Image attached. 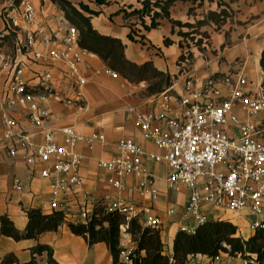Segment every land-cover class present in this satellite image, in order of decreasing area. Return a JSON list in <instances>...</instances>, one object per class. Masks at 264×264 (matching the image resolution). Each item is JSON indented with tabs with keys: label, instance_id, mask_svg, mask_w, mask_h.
Returning a JSON list of instances; mask_svg holds the SVG:
<instances>
[{
	"label": "crops",
	"instance_id": "obj_1",
	"mask_svg": "<svg viewBox=\"0 0 264 264\" xmlns=\"http://www.w3.org/2000/svg\"><path fill=\"white\" fill-rule=\"evenodd\" d=\"M0 0L2 9L11 2ZM35 7L37 23L45 36L63 35L67 27L65 11L52 0H27ZM79 13L90 20L93 29L104 37L119 40L125 47V59L143 67L151 65L160 77L130 81L123 75L113 79L99 75L107 65L99 56L86 60L84 75L88 80L85 88L84 108L65 107L50 101L52 125L56 129L74 127L87 138L100 137L104 141L94 144L81 143L76 151L82 156L80 174L84 178L82 189H77L67 199L68 222L75 223L78 206L87 199L95 213L103 207L102 198L111 195L114 200L139 203L137 183L133 178L125 180L124 191L108 185L111 174L100 166L118 155L117 145L122 139H131L147 153L164 155L154 141L146 139L136 125L137 113H155L167 118H179L181 109L176 100L185 95L187 79L205 82L211 77L219 79L223 99L229 97V85L225 79L244 77L247 94L259 95L264 87V69L261 65L264 52V0H67ZM70 23V22H69ZM71 24V23H70ZM4 28L0 18V30ZM7 57H14L15 36H9L2 45ZM167 93L170 101H164ZM171 111L168 112L167 108ZM243 122L255 125L260 134L257 141L264 144V117L249 118L238 106L235 110ZM22 120V116L18 117ZM154 128L165 130V123ZM2 134L0 110V135ZM34 142L44 143L42 135H34ZM62 143V135L56 133ZM26 152L20 150L19 158L12 162L6 151L0 148V216H8L16 229L25 232L29 224L28 213L49 209V182L36 177L29 180ZM147 170L157 178L159 200L154 205L155 214L163 220L162 241L169 256L174 253V241L179 231L194 221L186 216L189 192L184 186L167 183L170 169L165 163L145 161ZM24 182L23 191H15L14 180ZM173 212V213H172ZM210 220L228 221L238 227L239 236L248 241L254 233L250 224L255 219L250 210L237 214L225 209L205 206ZM52 250L57 264H114L113 256L105 243L90 246L87 240L71 232L67 225L57 232H47L38 239L15 241L0 237V264L8 257L14 264H27L36 258V264H51L48 251L35 253L38 247ZM121 248L125 252L137 249L132 235L123 229ZM143 256L146 254L143 253ZM121 261L125 264L124 259ZM188 264H243L241 257L227 254L219 260L205 256L192 257Z\"/></svg>",
	"mask_w": 264,
	"mask_h": 264
},
{
	"label": "built area",
	"instance_id": "obj_2",
	"mask_svg": "<svg viewBox=\"0 0 264 264\" xmlns=\"http://www.w3.org/2000/svg\"><path fill=\"white\" fill-rule=\"evenodd\" d=\"M37 16L27 0L8 3L1 12L4 28L0 30V148L12 162L18 160L20 150L26 152L28 179L40 177L49 182V209L68 220L67 199L84 185L80 174L82 156L76 149L81 143L94 144L104 139L87 138L74 127L54 128L48 105L53 100L65 107L84 108L86 60H95L98 55L83 48L76 26L67 21L63 35L45 36L38 28ZM13 35L16 54L10 58L3 53L2 45ZM98 74L119 78L107 65ZM225 83L229 85L227 99L222 98L216 77L203 83L187 79L185 95L175 102L182 111L179 118L137 113V127L146 139L165 151L164 155L147 153L133 140L122 139L117 145L118 155L100 162L112 175L108 180L110 187L124 191L128 178L137 183L139 203L114 200L111 195L102 198L107 214L125 218L122 231L128 229L131 221H138L143 228H162L163 220L154 211L159 200L157 178L145 164L150 159L168 165V185L184 186L189 192L186 216L194 225L182 231L194 234L207 223L210 218L203 208L210 206L237 214L248 209L255 218L250 230L254 235L264 233V144L257 141L258 128L243 122L235 112L239 106L251 119L264 117V87L255 96L246 93L248 82L244 77L227 78ZM163 99L170 101L167 93ZM167 110L170 112V107ZM156 123H165V130L155 129ZM56 133L62 135V143ZM36 134L42 135L44 143L34 142ZM13 188L23 191L24 182L16 178ZM91 208L87 199L83 200L74 224L89 225L95 214ZM133 252L123 251L121 257L126 263H131ZM242 263L259 264L253 255L242 258Z\"/></svg>",
	"mask_w": 264,
	"mask_h": 264
},
{
	"label": "trees",
	"instance_id": "obj_3",
	"mask_svg": "<svg viewBox=\"0 0 264 264\" xmlns=\"http://www.w3.org/2000/svg\"><path fill=\"white\" fill-rule=\"evenodd\" d=\"M52 1L65 11L69 22L80 30L83 48L96 53L110 69L130 81L161 76L151 65L138 67L128 62L125 59L123 43L98 34L90 20L79 13L67 0ZM67 10H71L74 19L69 17ZM261 65L264 69V52ZM28 217L29 224L26 231L20 232L8 216H0V237L5 236L15 241L38 239L44 233L57 232L67 225L73 234L85 238L90 246L99 243L107 244L114 264H125L121 261L123 253L121 235L125 218L119 214H107L104 207H97L89 225L70 223L59 212L44 214L41 210H31ZM128 226L127 232L132 235L137 244V249L130 255L131 264H188L192 257L205 256L216 260L223 254L234 258L253 255L257 257L259 264H264V233L258 232L246 241L239 236L238 227L228 221L209 220L194 234L179 231L174 241L172 256L165 251L160 230L143 228L138 221H131ZM45 251H48L51 256V264H57L52 259L53 252L50 248L41 246L35 250V253L41 254ZM143 253L146 255L143 256ZM15 262L14 258L8 257L2 264ZM36 263L34 258L27 264Z\"/></svg>",
	"mask_w": 264,
	"mask_h": 264
},
{
	"label": "rangeland",
	"instance_id": "obj_4",
	"mask_svg": "<svg viewBox=\"0 0 264 264\" xmlns=\"http://www.w3.org/2000/svg\"><path fill=\"white\" fill-rule=\"evenodd\" d=\"M19 1H20V0H18V2H19ZM67 12H68V14H70L69 17H71L72 19H74L73 16H72V14H71V13H72L71 10H67ZM71 18H70V19H71ZM74 24H75V22H74ZM75 25H76V24H75Z\"/></svg>",
	"mask_w": 264,
	"mask_h": 264
}]
</instances>
